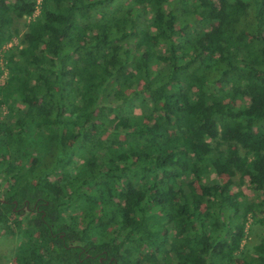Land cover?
Wrapping results in <instances>:
<instances>
[{
    "label": "trees",
    "instance_id": "1",
    "mask_svg": "<svg viewBox=\"0 0 264 264\" xmlns=\"http://www.w3.org/2000/svg\"><path fill=\"white\" fill-rule=\"evenodd\" d=\"M3 50L14 264H264V0H0Z\"/></svg>",
    "mask_w": 264,
    "mask_h": 264
},
{
    "label": "rangeland",
    "instance_id": "2",
    "mask_svg": "<svg viewBox=\"0 0 264 264\" xmlns=\"http://www.w3.org/2000/svg\"><path fill=\"white\" fill-rule=\"evenodd\" d=\"M27 20H30V18L21 19L18 22V25L23 28ZM18 41H19V38L16 37L15 40L11 44L6 46L5 48L17 43ZM5 54H6L5 50H3L1 58H0V62H1L2 70L5 72L0 77L1 81H4L7 77V74H6L7 70L5 68ZM163 56L164 55L161 54L162 59L164 58ZM0 113H1L0 115L1 120H4L6 113H7L6 106H3L0 104ZM137 113L138 114L141 113V110L139 108H137ZM213 177L221 179L222 181H226L229 178V176L226 174H214ZM236 179H239V176L236 177ZM240 184H241V188L248 196H251V197L261 196L262 193L252 188L247 178L241 179ZM18 218L19 217L17 216L13 218L14 220L13 225L15 226L17 225ZM15 230H17L16 227H15ZM261 231L262 230H261L260 224L256 223L254 219L250 218L246 226V236L244 238L243 245L244 246L247 245L250 248L253 247L256 243L260 241ZM20 238H21L20 233H16L14 235L8 234L5 232L4 228L0 224V263L14 264L15 252L21 241ZM241 263L242 262L239 259H237L235 262V264H241Z\"/></svg>",
    "mask_w": 264,
    "mask_h": 264
}]
</instances>
